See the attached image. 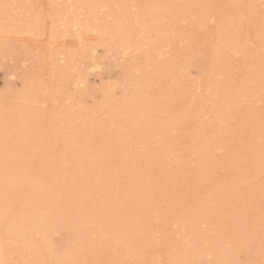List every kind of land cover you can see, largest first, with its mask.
<instances>
[{"label":"rangeland","instance_id":"rangeland-1","mask_svg":"<svg viewBox=\"0 0 264 264\" xmlns=\"http://www.w3.org/2000/svg\"><path fill=\"white\" fill-rule=\"evenodd\" d=\"M0 264H264V0H0Z\"/></svg>","mask_w":264,"mask_h":264}]
</instances>
